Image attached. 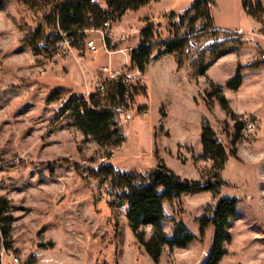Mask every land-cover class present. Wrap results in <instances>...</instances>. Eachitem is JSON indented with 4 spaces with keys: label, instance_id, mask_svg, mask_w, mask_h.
Instances as JSON below:
<instances>
[{
    "label": "rangeland",
    "instance_id": "374dc122",
    "mask_svg": "<svg viewBox=\"0 0 264 264\" xmlns=\"http://www.w3.org/2000/svg\"><path fill=\"white\" fill-rule=\"evenodd\" d=\"M197 1L150 0L127 11L106 36L113 53L104 48L103 33L93 30L87 35L98 52L67 44L66 54L50 50L31 35L44 10L10 0L0 11V197L11 201L16 217L0 264H198L213 247L215 228L202 238L197 219L225 197L236 198L238 206L219 264H264V15H249L245 0H216L210 9L217 32L190 35L183 67L174 54L155 55L141 75L131 63L145 27L152 25L156 40L169 41L178 31L183 36L196 13L184 25L182 18ZM220 50L226 53L201 75ZM240 70L241 87L227 88ZM119 74L140 80L147 92L128 103L120 122L124 141L101 145L75 126L73 115L60 113L52 96L56 90L65 98L97 93ZM212 84L222 85L235 118L218 96L209 97ZM205 126L228 153L225 183L217 195L184 194L180 204H166L162 225L168 236L175 218L196 240L166 247L155 262L129 225L128 206L112 203L109 181L94 170L104 159L144 173L165 164L183 178L208 182L216 171L203 147ZM144 230L149 240L151 226Z\"/></svg>",
    "mask_w": 264,
    "mask_h": 264
},
{
    "label": "trees",
    "instance_id": "16d2710c",
    "mask_svg": "<svg viewBox=\"0 0 264 264\" xmlns=\"http://www.w3.org/2000/svg\"><path fill=\"white\" fill-rule=\"evenodd\" d=\"M32 9L44 10V21L32 32V36L49 45V49L59 51L60 44L66 38L73 39L72 46L80 51L86 47L89 30L104 29L105 24L120 20L127 11L139 10L147 5L150 0H24ZM10 0H0V11ZM216 0H199L192 9L182 18L195 12V17L188 27V31L182 34L178 31L175 36L167 40H156L151 31L152 25H148L142 32V41L130 52L131 63L134 67L145 71L155 55L174 54L179 67H183L185 61L183 52L190 35L200 32H217L214 17L210 5ZM244 9L256 18L264 15V0L248 2L245 0ZM200 23V28L196 24ZM181 24V26H183ZM180 27V25L178 26ZM108 41V39H107ZM110 42V40H109ZM226 50L212 52V57L200 70L204 75L208 67ZM242 69V68H241ZM242 70L235 78L227 83V88L237 91L243 83ZM106 90L91 94L89 99L84 95H73L66 111L75 118V126L85 136L94 138L99 144L118 146L125 139L121 125L117 119V105L123 102H132L135 95L147 92L145 86L126 85L122 80H107ZM222 85L212 84L208 93L210 98L218 96V101L223 110L232 117H236L230 107L227 98L222 94ZM55 91L52 96L56 100L61 95ZM203 147L206 155L213 162L215 174L213 179L202 182L196 179L183 178L160 164L156 169L147 172L139 170H121L112 164L101 166L95 171V176L109 181L113 204L127 205V218L129 225L146 252L155 262H159L166 247H185L196 240V236L190 231L183 220H175L173 223V236L169 237L165 232L162 222L166 219V204H180L184 194L196 192L220 193L225 181L221 172L228 160V153L218 139L216 132L210 127L203 128ZM238 200L225 197L217 203L213 211H208L197 219L200 225V235L205 237L210 226L215 228V241L206 257L198 264H219L225 255V244L230 241L228 235L229 221L237 217ZM16 220L12 212L11 201L6 197H0V257L4 249L8 247L11 238L13 223ZM145 226H151L152 236L146 240Z\"/></svg>",
    "mask_w": 264,
    "mask_h": 264
},
{
    "label": "built area",
    "instance_id": "2783aa9c",
    "mask_svg": "<svg viewBox=\"0 0 264 264\" xmlns=\"http://www.w3.org/2000/svg\"><path fill=\"white\" fill-rule=\"evenodd\" d=\"M111 23L110 22H107L105 24V28L104 29H97V30H93V31H99V32H102L103 33V40H104V48L109 52V53H113L114 51H110L109 50V44L107 43V37L108 36V32L109 30L111 29ZM72 41L73 39H70V38H66L64 41H62V43L60 44V49H59V53H67L68 52V48H74L72 46ZM68 45V48H65L64 45ZM86 46H88L93 52H98L99 49L96 45V42L94 39H87V42H86ZM133 49V48H132ZM263 58H264V54H263ZM138 70V73L141 75V73H144L145 71L141 70L140 68H137ZM137 79V78H136ZM109 80H122V82H124L126 85H130V84H133V85H137L139 87H142V86H145L143 85V83L140 81V80H136L135 82L131 80L130 77H128L127 75L125 74H119V75H114L112 76L111 78H109ZM106 90V87H105V84H102L101 86V90L100 91H105ZM86 97V99H89V97L91 96V94H88L87 96L84 95ZM56 100H59L60 101V107H58V110L60 113H67L68 111H66L67 109V106L68 104L70 103V97L68 98H65V97H62L60 96L59 98H57ZM128 107V103L126 102H123V103H120L117 105V119L119 120V122L121 121H124L126 119V110ZM108 164V161L107 159H104L101 163L102 166L104 165H107Z\"/></svg>",
    "mask_w": 264,
    "mask_h": 264
},
{
    "label": "crops",
    "instance_id": "0c3cea01",
    "mask_svg": "<svg viewBox=\"0 0 264 264\" xmlns=\"http://www.w3.org/2000/svg\"><path fill=\"white\" fill-rule=\"evenodd\" d=\"M149 67V66H148ZM146 82H147V78H146ZM148 91H149V88H148Z\"/></svg>",
    "mask_w": 264,
    "mask_h": 264
}]
</instances>
